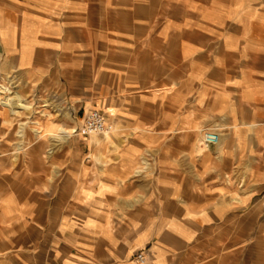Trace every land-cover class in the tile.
Wrapping results in <instances>:
<instances>
[{
    "label": "crops",
    "instance_id": "obj_1",
    "mask_svg": "<svg viewBox=\"0 0 264 264\" xmlns=\"http://www.w3.org/2000/svg\"><path fill=\"white\" fill-rule=\"evenodd\" d=\"M0 58L118 129L97 170L64 171L81 214L60 222L54 264L227 262L221 229L264 193V0H0Z\"/></svg>",
    "mask_w": 264,
    "mask_h": 264
},
{
    "label": "rangeland",
    "instance_id": "obj_2",
    "mask_svg": "<svg viewBox=\"0 0 264 264\" xmlns=\"http://www.w3.org/2000/svg\"><path fill=\"white\" fill-rule=\"evenodd\" d=\"M0 84L13 92L8 96L17 92L30 106L13 113L11 108L0 104V110L11 113L12 118L8 140L4 133L0 134V264H54L52 253L60 222L79 218L81 214L68 209L71 198L62 190L64 171L77 166L79 160H86L88 170H97L91 158L100 159L118 129L108 120L109 138L101 135L102 142L93 144L90 135L83 134L81 128L86 115L94 109L89 108L86 113L74 99L68 102L64 86L35 89V83L26 82L2 65ZM61 128L76 131L63 140L58 137L64 135ZM36 130L41 133L37 135ZM224 182L230 186L231 197L236 196L239 181L229 178ZM247 183L245 180L241 186L248 193ZM248 196L249 204L231 212L229 227L221 229L224 231L220 234L230 244L225 264H264V193ZM233 201L243 203V198L239 195ZM242 220L245 225L238 222ZM218 245L223 247L222 243ZM206 257L202 262H206Z\"/></svg>",
    "mask_w": 264,
    "mask_h": 264
},
{
    "label": "bare ground",
    "instance_id": "obj_3",
    "mask_svg": "<svg viewBox=\"0 0 264 264\" xmlns=\"http://www.w3.org/2000/svg\"><path fill=\"white\" fill-rule=\"evenodd\" d=\"M13 92L10 90V88L0 84V104L4 107H9L11 108V111L13 113H17L18 109H28L30 106L24 102L22 97L16 92L14 96L10 97L7 94H12ZM23 129V128H22ZM22 129L20 130V133L22 132ZM40 129V128H39ZM60 129V128H59ZM41 130V129H40ZM75 129H66V128H61V132L64 134L63 136H58L61 139H66L68 137H72L73 134L75 133ZM50 132V131H49ZM41 131L36 130V134L39 135ZM214 132H207L204 136V141L206 142V139L208 138V135L212 134ZM107 131L104 130L101 133H96L92 132L90 133V140H92L93 144H97L98 142L101 141L100 136L103 135L104 138H109L107 136ZM23 134H21L22 136ZM202 135V134H201ZM54 136V135H53ZM57 136V135H56ZM102 142V141H101ZM201 142V141H200ZM200 144V143H199ZM207 144V142L205 143ZM209 145V144H208ZM96 146V145H95ZM203 147V146H202ZM209 149V148H208ZM202 150V149H200ZM52 151V150H51ZM139 172V171H137ZM239 198V195L237 194L236 196L232 197L233 200H237Z\"/></svg>",
    "mask_w": 264,
    "mask_h": 264
},
{
    "label": "built area",
    "instance_id": "obj_4",
    "mask_svg": "<svg viewBox=\"0 0 264 264\" xmlns=\"http://www.w3.org/2000/svg\"><path fill=\"white\" fill-rule=\"evenodd\" d=\"M107 129V117L106 114L100 110H93L89 112L84 120L83 126L81 128L82 133L89 135L92 132H102ZM219 139L217 133H212L208 135L206 139L207 144H215ZM1 156V153H0ZM137 262L140 264H145L147 257L143 253H139L136 257Z\"/></svg>",
    "mask_w": 264,
    "mask_h": 264
}]
</instances>
